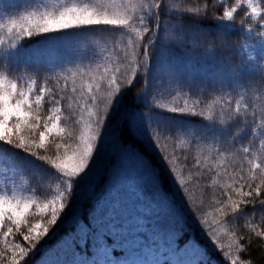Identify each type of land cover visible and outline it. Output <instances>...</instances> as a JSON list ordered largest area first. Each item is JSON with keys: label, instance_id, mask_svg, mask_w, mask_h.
Masks as SVG:
<instances>
[{"label": "trees", "instance_id": "16d2710c", "mask_svg": "<svg viewBox=\"0 0 264 264\" xmlns=\"http://www.w3.org/2000/svg\"><path fill=\"white\" fill-rule=\"evenodd\" d=\"M146 1L0 0L5 26L0 74L18 87L30 83L32 99L42 88L51 90L38 111L46 119L59 108L68 143L70 134L82 130L81 117L87 121L95 111L86 94L90 78L106 68L123 70L132 59H124L132 51L128 42L137 39L132 29H150L142 32L144 46L135 49L147 59L116 95L88 168L71 180L67 207L21 264H138L153 248L163 252L164 263L177 258L186 264H232L233 259L264 264L263 243L254 231L264 229V203H259L264 200V58L250 62L234 49L243 39L255 40L264 24L247 16L242 0ZM85 4L102 6L109 15H131V27L84 25L31 36L7 32L13 17ZM231 8L234 19L215 18ZM186 100L205 115L168 110ZM54 139L63 142L46 137L37 153L54 156ZM7 159L25 176L14 186L16 198L42 203L68 186L69 178L49 162L0 140V163ZM257 163L260 170L252 167ZM257 186L259 196L239 194ZM227 197L240 201L241 209L216 223V203L230 206ZM26 221L19 231L7 220L0 229L13 227L7 241L0 236V250L8 249L3 264H11L13 244L28 246L21 234L43 223L35 205Z\"/></svg>", "mask_w": 264, "mask_h": 264}, {"label": "snow or ice", "instance_id": "6c2138e0", "mask_svg": "<svg viewBox=\"0 0 264 264\" xmlns=\"http://www.w3.org/2000/svg\"><path fill=\"white\" fill-rule=\"evenodd\" d=\"M151 5L158 7L159 3H152ZM101 7L99 5L91 7L85 4L82 7L76 5L61 6L58 11H32L10 19L7 23V32L19 36H31L34 33L84 25L131 27V15L116 13L109 15L107 12L100 10ZM142 7L144 5H141ZM248 7H253L251 0H249ZM235 11L236 8L224 10L219 16H215V18L232 20L234 19ZM253 15H255V9H253ZM260 19L264 20V15H261ZM3 27L5 26L0 25V28ZM132 30L136 32L137 39L134 41L129 40L128 45L132 48V51L131 53L126 52L124 57L127 60V57L131 55V61L126 64L123 70L120 67H116L109 72L106 68L104 73L90 78L92 82L87 84L86 94L89 96L95 111H89L87 121H84L83 117H81L80 122L83 124V128L79 131L78 136L71 134L68 136V139L72 143L64 140V134L67 130L60 127L61 116L58 114L59 108L54 107L52 114L47 116L46 119L38 111L44 98V93L53 94L50 89H40L41 94L36 95L33 100L31 97L33 89L31 87L27 88V90H22L18 87V83L15 80L0 74V140L15 144L17 147L49 162L62 172L65 177L69 178L68 186L65 190H57L56 195L42 203H37L31 199H19L14 195H0V229L4 227L7 220L19 231L21 224L27 222L26 216L30 213L33 205L36 207L40 220L43 221V223L29 226L27 234H21L23 235V240L28 244L27 247L21 244L12 245L13 256L11 264H21V261H25L30 252L36 248L37 244L47 235L50 228L58 221L68 204L72 187L71 180L88 168L102 132L104 121L116 95L124 86L130 85L133 82L141 62L147 59L143 53H138L135 49L144 46V43H142L144 40L143 34H147L150 31L149 27L145 26L143 28V34L140 28H133ZM138 56L139 59H137ZM105 82L106 87H102ZM71 91L73 93L78 91L75 79L72 81ZM79 91L84 92L83 84H81ZM97 100H99V103H97ZM161 106L164 108L168 107L163 103H161ZM194 107V104L190 106L186 100L183 106H173L168 108V110L193 115L199 114L200 116L205 115L204 111L196 113ZM239 111L240 109L237 107L236 112L239 113ZM207 118L211 119V114ZM37 133L38 135H33ZM49 136L59 138L63 142L53 140L56 149L54 156L39 155L36 149H44L45 138ZM243 151L248 153L249 149L244 148ZM249 163L252 162L250 161ZM252 167L260 170L262 165L257 163L253 164ZM260 193L261 189L257 186L248 192H240L239 194L244 197H254L259 196ZM227 200L230 202V206L229 204H225L221 207L220 205L224 204L223 200L216 203L215 210L219 216L216 223L221 222L229 211L235 213L241 209L240 201L232 200L231 197H227ZM259 203H264V200H260ZM45 217H47L46 220ZM205 222L208 223V221ZM254 231L257 237H264V230ZM11 234H13L12 226L7 227L5 232H0V236L5 241L8 240ZM239 247L240 245L238 244L237 248ZM6 251L8 249L0 250V264H3L5 260ZM232 264H242V262L239 259H233Z\"/></svg>", "mask_w": 264, "mask_h": 264}, {"label": "rangeland", "instance_id": "374dc122", "mask_svg": "<svg viewBox=\"0 0 264 264\" xmlns=\"http://www.w3.org/2000/svg\"><path fill=\"white\" fill-rule=\"evenodd\" d=\"M262 1L264 3V0ZM248 3L249 0L239 1V4L244 5L249 10L247 16H249L252 20H254V22H258V25L261 26V24H264V20L260 19V16L264 15V5H262V3H258V0H251L253 7L249 8ZM146 4H150L148 0L146 1ZM253 9H255V15H253ZM259 19L261 22L259 21ZM254 36H255V40H250L251 37L249 39H243L237 45V47L236 46L234 47L237 53L239 51V53L245 56L250 62L259 61V58L264 57V32H261ZM0 48H1V43H0ZM262 67L264 69V63L262 64ZM25 84L22 85L21 82V86L19 88L22 90H27V88L29 87L32 88V85L30 83H25ZM24 85L26 86V89ZM34 99L35 98L33 97V100ZM24 177H25L24 175L17 173V170L10 159L1 162L0 163V195H7V196L14 195L16 197V191L14 186L15 184H19V185L22 184V182L24 181ZM263 218H264V212H263ZM262 225L264 224L262 223ZM261 230L264 229L261 228ZM261 240L264 247V237H261ZM149 258L151 264L162 263V258L159 253L152 252ZM170 264H181V263H179V261L172 260Z\"/></svg>", "mask_w": 264, "mask_h": 264}, {"label": "clouds", "instance_id": "9594fccd", "mask_svg": "<svg viewBox=\"0 0 264 264\" xmlns=\"http://www.w3.org/2000/svg\"><path fill=\"white\" fill-rule=\"evenodd\" d=\"M17 17H19V16H17Z\"/></svg>", "mask_w": 264, "mask_h": 264}]
</instances>
